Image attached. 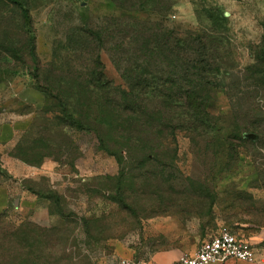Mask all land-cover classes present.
<instances>
[{
    "label": "rangeland",
    "instance_id": "1",
    "mask_svg": "<svg viewBox=\"0 0 264 264\" xmlns=\"http://www.w3.org/2000/svg\"><path fill=\"white\" fill-rule=\"evenodd\" d=\"M21 1L27 19L0 0V125L18 129L0 138V264L170 258L225 228L261 249L264 0ZM134 19L197 34V49L208 41L214 69L197 78L212 127L170 133L156 121L113 155L84 128L98 112L87 96L103 107L145 71ZM100 69L110 84L99 88L90 81Z\"/></svg>",
    "mask_w": 264,
    "mask_h": 264
},
{
    "label": "trees",
    "instance_id": "2",
    "mask_svg": "<svg viewBox=\"0 0 264 264\" xmlns=\"http://www.w3.org/2000/svg\"><path fill=\"white\" fill-rule=\"evenodd\" d=\"M11 2L21 9L24 19L30 17L29 9L21 0ZM130 22L133 27L131 38L140 40L141 36L143 39L140 44H135L134 48L145 57L147 63L144 62L143 65L145 71L135 73L134 76H126L125 80L129 84L127 90H120L112 100L106 98L102 103L103 107L99 106V93L87 96L90 110L97 107L96 110L100 112L104 125L93 124L92 127V123L98 122L96 118L102 122L97 112L95 117L88 116L84 128L95 131L101 148L113 155H120L125 151L123 145L134 143L137 134H153L158 128L156 121L164 124L166 126L164 131L170 133L175 132V129L192 133L195 130L212 127L208 100L198 90L199 76L203 77L202 73L214 69L208 53L204 51L208 47V41H203L202 47L197 49L195 46L199 40L197 34L182 33L180 30L170 28L163 20L144 22L134 19ZM137 26L144 28L143 35L136 34L133 37ZM33 46L31 53L36 56L35 44ZM155 61L163 66L158 70L161 71L158 74L148 69ZM90 83L99 88L110 84L101 69L92 74ZM166 106L170 107L166 109ZM179 110L182 118L177 114ZM149 111L154 119L153 123L148 115ZM154 113L159 116L155 118ZM62 114L71 124L81 125L73 112L64 109ZM164 120H168L169 124L164 123Z\"/></svg>",
    "mask_w": 264,
    "mask_h": 264
},
{
    "label": "built area",
    "instance_id": "3",
    "mask_svg": "<svg viewBox=\"0 0 264 264\" xmlns=\"http://www.w3.org/2000/svg\"><path fill=\"white\" fill-rule=\"evenodd\" d=\"M237 260L255 262L257 253L252 243L228 229L205 241L193 254H184L171 264H211L216 260ZM122 264H151L145 260H123Z\"/></svg>",
    "mask_w": 264,
    "mask_h": 264
},
{
    "label": "crops",
    "instance_id": "4",
    "mask_svg": "<svg viewBox=\"0 0 264 264\" xmlns=\"http://www.w3.org/2000/svg\"><path fill=\"white\" fill-rule=\"evenodd\" d=\"M18 129L16 126H14L12 123H4L3 125H0V138L2 136H5V139L3 140H9L14 137V135L17 134ZM216 236V235H215ZM239 236L245 238L247 241L253 244V242L249 239H247L244 235L240 234ZM214 237V236H212ZM207 241V240H206ZM203 244V243H202ZM201 244V245H202ZM200 245V246H201ZM198 246L196 249H194L192 252H190L189 255H193L198 249ZM257 253V260L255 262H248V261H242V260H237L235 258H230L227 260H216L212 262L211 264H264V246L260 247L259 249L257 246L254 247ZM184 252H179L174 255H172L170 258H162V257H155L152 260H145L148 261L151 264H171L175 263L179 260V258L184 255Z\"/></svg>",
    "mask_w": 264,
    "mask_h": 264
}]
</instances>
